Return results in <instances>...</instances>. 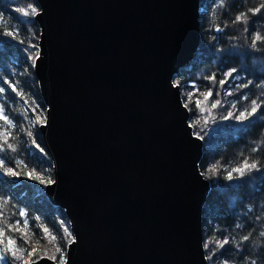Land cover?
Instances as JSON below:
<instances>
[{"label": "water", "instance_id": "water-1", "mask_svg": "<svg viewBox=\"0 0 264 264\" xmlns=\"http://www.w3.org/2000/svg\"><path fill=\"white\" fill-rule=\"evenodd\" d=\"M35 1L43 190L73 238L62 263L28 264H207L203 139L174 82L198 50L201 0Z\"/></svg>", "mask_w": 264, "mask_h": 264}, {"label": "trees", "instance_id": "trees-1", "mask_svg": "<svg viewBox=\"0 0 264 264\" xmlns=\"http://www.w3.org/2000/svg\"><path fill=\"white\" fill-rule=\"evenodd\" d=\"M37 10L35 0H0V264L62 263L73 238L43 192L53 171L38 130ZM174 82L203 139L207 263L264 264V0H201L198 50Z\"/></svg>", "mask_w": 264, "mask_h": 264}, {"label": "rangeland", "instance_id": "rangeland-1", "mask_svg": "<svg viewBox=\"0 0 264 264\" xmlns=\"http://www.w3.org/2000/svg\"><path fill=\"white\" fill-rule=\"evenodd\" d=\"M181 99H182V97H181ZM182 101H183V100H182ZM49 158H50V157H49ZM43 188H44V186H43ZM43 192H44V190H43ZM29 253H30V252H29ZM28 256H29V255H28ZM28 256L25 257V259H24L26 263L29 262V261H27ZM44 256H47V255H44ZM52 259H53V258H52ZM24 260H23V261H24ZM54 260H55V259H54ZM25 262H24V263H25Z\"/></svg>", "mask_w": 264, "mask_h": 264}, {"label": "built area", "instance_id": "built-area-1", "mask_svg": "<svg viewBox=\"0 0 264 264\" xmlns=\"http://www.w3.org/2000/svg\"><path fill=\"white\" fill-rule=\"evenodd\" d=\"M0 258H2V259H3V257H1V256H0Z\"/></svg>", "mask_w": 264, "mask_h": 264}]
</instances>
